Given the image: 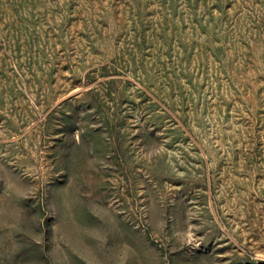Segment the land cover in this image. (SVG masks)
I'll use <instances>...</instances> for the list:
<instances>
[{
    "label": "rangeland",
    "instance_id": "rangeland-1",
    "mask_svg": "<svg viewBox=\"0 0 264 264\" xmlns=\"http://www.w3.org/2000/svg\"><path fill=\"white\" fill-rule=\"evenodd\" d=\"M0 264H264V0H0Z\"/></svg>",
    "mask_w": 264,
    "mask_h": 264
}]
</instances>
